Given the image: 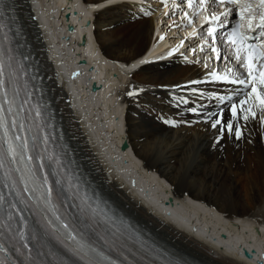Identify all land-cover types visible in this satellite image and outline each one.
<instances>
[{
    "label": "bare ground",
    "instance_id": "6f19581e",
    "mask_svg": "<svg viewBox=\"0 0 264 264\" xmlns=\"http://www.w3.org/2000/svg\"><path fill=\"white\" fill-rule=\"evenodd\" d=\"M41 1L45 2L35 3V14L38 32L47 46L40 47L29 29L35 49L32 54L38 58L33 98L44 106L42 116L48 135L57 136L56 129L69 131L78 150L95 158L87 162L90 169L97 168L87 185L92 212L98 177L121 207L159 228V233L184 253L197 254L210 264H264V113L255 107L256 116L244 120L240 112L241 107L254 106L256 102L248 93L238 102L231 97L240 105L238 116L233 118L229 108L221 123L213 127L219 119L208 110L214 105L210 103L214 94L220 92H214V88L222 85L200 81L201 73L205 75L202 63L175 58L135 72L133 69L142 60L126 66L142 54L153 37L178 25V20L163 22L161 31V16L167 8L159 0H141L147 3L144 6L116 0L114 5L93 13L94 20L86 29L80 26L85 25L92 10L81 9L80 1L52 0L54 18ZM82 1L94 4L106 0ZM164 1L180 7V0ZM65 4L78 16L72 17L67 27H58L57 17ZM196 12V7H190V16ZM72 24L77 28L68 31ZM77 41L81 48L76 46ZM49 57L52 61H48ZM79 58L92 63L94 72L76 65ZM51 62L60 73L63 88L72 96L75 115L69 112L55 77L45 73ZM96 84L100 89L92 94L89 86ZM133 91L137 93L135 98L128 95ZM47 96L52 97L57 122ZM208 96L210 100H206ZM245 99L249 104L241 105ZM97 105L102 112L94 110ZM228 122L233 125L232 132L226 128ZM236 129L242 133L239 138ZM81 130L89 135L91 153ZM51 157L55 159L54 172L59 174L55 179L57 188L66 193L70 204H81L70 180L83 170L79 171L72 162L65 166L61 153H52ZM87 164L85 174L90 172ZM114 202L108 196L106 204ZM19 207L16 222L24 231L27 216L23 206ZM252 250V258H247L245 252Z\"/></svg>",
    "mask_w": 264,
    "mask_h": 264
},
{
    "label": "snow or ice",
    "instance_id": "6c2138e0",
    "mask_svg": "<svg viewBox=\"0 0 264 264\" xmlns=\"http://www.w3.org/2000/svg\"><path fill=\"white\" fill-rule=\"evenodd\" d=\"M189 6H191L192 0H188ZM206 0H200V3L203 5ZM219 5H238L240 7V18L242 21H245V14L247 19L245 23L237 25V28L229 37L230 41L237 46V59L240 58V52L243 50L247 53V67L249 69V76L252 81L251 91L247 94L248 97L257 102L254 106L241 107L240 112L243 113V119L248 120L251 117L256 116L255 107H259L261 112L264 113V93H262L259 86H264V71H260L259 75H254L255 64L253 60L259 61L261 68H264V43L262 44H248L246 41L249 37L246 34L241 33L240 29L246 27L251 30L253 27L264 28V0H216ZM226 14V13H225ZM213 21L219 20L218 15L213 14L211 16ZM259 21L258 24H253L254 20ZM264 36V33H261ZM231 71V70H229ZM4 74L3 65H0V77ZM212 76L215 79L223 80L227 79L226 76L217 75L215 72L212 73ZM234 83L238 82L240 84H245L246 81L239 80L233 81ZM3 88V80L0 79V89ZM134 93L129 92L128 95H133ZM5 95V103H8L7 95ZM241 105H248L249 99L242 100ZM11 113L12 109L9 107L7 109ZM5 108L3 104H0V128L5 127L4 119ZM231 115L233 118L238 116L237 106L233 105L231 109ZM264 120V116L261 117ZM221 121L217 120L213 127L217 124H220ZM15 126V121H13ZM22 127V125H21ZM226 128L229 132L233 131V125L231 122L226 124ZM7 132H5V136ZM235 135L239 138L242 133L239 129L235 130ZM17 140L21 139L16 137ZM23 152L18 153L17 147H14L12 143H8L7 147V157L9 158V163H16L18 156L20 159L31 160V156H26L27 152V141L19 146ZM0 170H3V178L5 180H11V174L8 170V167L5 163L3 154H0ZM19 172L20 169H15ZM21 182L24 184V191L31 193H39L36 197L38 201H42L45 208L49 209L52 212L51 217L47 215L41 216L40 220H37V225H40L42 231H34L32 239L37 242L39 245L40 241L44 240L47 237H52L56 240H59L64 244L65 248L70 251L75 257L78 258L82 264H132L128 256L125 255L124 248L125 245H122L120 239L116 234H112L111 239L106 237H100L99 240L95 239L97 229L92 223L86 222V214L83 208H80L79 205L68 204L64 202L59 194H54L53 188L49 185L47 176L43 178V181L37 184L36 174L34 172H29L28 175L21 177ZM5 187H9L6 183ZM14 187V184H13ZM61 200V204L64 208L63 213H60L59 209L54 204L55 200ZM4 202V196L0 195V205ZM10 207H15L14 204ZM73 209H79V212H74ZM11 214H9L8 219L11 220ZM43 221V223H41ZM0 226L11 227V225ZM20 238L23 239V233H20ZM25 248H28V244L23 245ZM5 249L0 245V252H4ZM115 252L118 257L116 258L111 253ZM48 255H55L49 251L45 253L44 251H38V257H44ZM0 264H4L3 261H0ZM36 264H48L47 261L42 259H37Z\"/></svg>",
    "mask_w": 264,
    "mask_h": 264
},
{
    "label": "rangeland",
    "instance_id": "374dc122",
    "mask_svg": "<svg viewBox=\"0 0 264 264\" xmlns=\"http://www.w3.org/2000/svg\"><path fill=\"white\" fill-rule=\"evenodd\" d=\"M105 94H107L106 92H105ZM126 128H128V126H124V129H126ZM127 131V130H126ZM216 137H218V135L216 136ZM229 214V212L227 211V213H226V215H228ZM255 233V232H254Z\"/></svg>",
    "mask_w": 264,
    "mask_h": 264
},
{
    "label": "water",
    "instance_id": "95a60500",
    "mask_svg": "<svg viewBox=\"0 0 264 264\" xmlns=\"http://www.w3.org/2000/svg\"><path fill=\"white\" fill-rule=\"evenodd\" d=\"M246 256H247L248 258H250V257H251V254H249V253H246Z\"/></svg>",
    "mask_w": 264,
    "mask_h": 264
}]
</instances>
